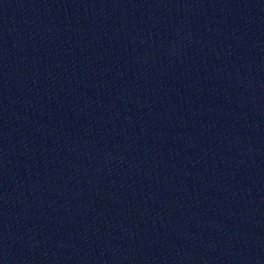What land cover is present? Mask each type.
Here are the masks:
<instances>
[{"label":"water","instance_id":"obj_1","mask_svg":"<svg viewBox=\"0 0 264 264\" xmlns=\"http://www.w3.org/2000/svg\"><path fill=\"white\" fill-rule=\"evenodd\" d=\"M0 264H264V0H0Z\"/></svg>","mask_w":264,"mask_h":264}]
</instances>
